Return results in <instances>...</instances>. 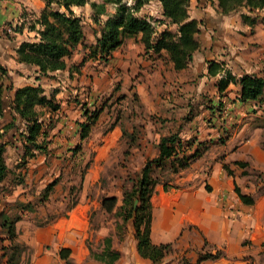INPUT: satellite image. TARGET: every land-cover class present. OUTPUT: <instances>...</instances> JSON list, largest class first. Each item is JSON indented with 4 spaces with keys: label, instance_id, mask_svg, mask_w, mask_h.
<instances>
[{
    "label": "crops",
    "instance_id": "0c3cea01",
    "mask_svg": "<svg viewBox=\"0 0 264 264\" xmlns=\"http://www.w3.org/2000/svg\"><path fill=\"white\" fill-rule=\"evenodd\" d=\"M7 1L10 4L0 8V19H4L0 28H6L3 21L11 17L16 23L21 21L23 27L22 31L13 32V45L8 46L7 54L0 55V62L8 68L13 90L29 83H41L45 89L40 81L43 76L36 79L37 67L19 62L16 53L21 41L36 39L37 28L41 26L37 18L45 1L30 0L36 11L30 18L34 27L29 25L30 21H23L27 19L26 12L14 9L18 0ZM152 1L159 9L157 17L162 19L161 3ZM150 2L136 13L152 16L154 12H147ZM87 4L73 5L72 9L76 14V8ZM188 13L190 18L199 21L200 47L184 68H175L165 49L159 52L146 49L140 35L125 37L108 61L88 58L83 63L86 68L78 78L82 85L80 92L84 90L86 96L93 98V106L102 108L89 137L83 141L89 142L98 135L102 138L94 144L90 168L100 175L106 169L103 158L114 152L124 156L129 147L123 138L124 131L133 134L135 141L126 156L129 159L124 167L126 173L118 183H112L113 191L99 198L82 195L70 210L64 209L45 225L33 228L28 244L32 249L30 264H264V93L256 99H239V78L243 74L264 76V8L250 10L241 6L224 13L218 0H194V9ZM166 22L155 21L156 30L176 29L175 24ZM25 29L33 33L32 38L23 36ZM99 30L87 37L83 28L84 39L74 49H82V55L77 62L67 63L63 70L70 73L69 68L80 63L89 51L88 46L95 43ZM132 38L137 39L139 45L133 44ZM211 60L222 63L215 74L208 73ZM227 73L235 79L220 93L218 80ZM30 77L33 79L29 80ZM120 94L138 97L136 101L128 100L132 110L140 107L142 112L134 116L137 122L130 130L123 121L132 119V115L129 117L128 102H123ZM145 96L150 97V101ZM113 97L120 104L115 102L110 106ZM58 101L62 110L66 103ZM220 102L227 107L225 114L214 111ZM86 105L89 106L90 101ZM76 106L73 112L79 118L74 132L69 129L59 132L60 135L68 134L70 142L71 138L80 140L83 108L81 104ZM115 107L121 108L124 115H112ZM152 113H157L158 117L151 116ZM6 114L5 111L0 118V121L4 119L3 124L9 119ZM172 132L178 133L183 144L178 154L198 153L178 171L171 167L172 158L165 160L163 167L154 168L152 174L158 181L150 195V241L155 245L169 244L162 260L154 262L140 255L135 229L129 226L128 220L124 223L118 209L123 202V191L133 184L128 180L129 172L139 171L147 158L156 157L160 137ZM39 154L47 153H37L34 157ZM236 188L251 196L253 202L242 201ZM111 195L117 197V202L114 209L107 212L101 200ZM95 211L101 215L115 213L116 221L90 228ZM205 254L217 256L200 260Z\"/></svg>",
    "mask_w": 264,
    "mask_h": 264
},
{
    "label": "trees",
    "instance_id": "16d2710c",
    "mask_svg": "<svg viewBox=\"0 0 264 264\" xmlns=\"http://www.w3.org/2000/svg\"><path fill=\"white\" fill-rule=\"evenodd\" d=\"M44 1L45 7L37 18L41 26L37 28L36 39L23 40L16 48L19 62L37 67L36 79L41 76L52 75L53 72L66 68V58L72 55L77 43L84 39L81 17L75 14L72 6L88 2V0ZM101 1L102 4L114 5V11H103L107 17L95 43L88 46L89 51L82 57L79 64H74L69 68V75H73V71H80V66L88 58H100L108 61L112 51L121 45L127 36L140 35V40L144 43L145 48L152 49L154 52L165 49L174 62L175 68L186 67L192 60L194 51L200 47L197 38L200 31L199 21L190 18L187 8L188 0H158L161 3L164 16L161 20L152 16H139L136 13L151 0H131V4H127L126 0ZM218 6L224 13L236 10L241 6L250 10L263 9L264 0H218ZM157 20L175 24L176 29L172 30L165 27L158 32L154 23ZM28 21H30L29 25L34 27L32 20L29 19ZM22 27L21 22H17L15 25L8 24L4 28V32L6 35L11 29L12 32H20ZM83 45L87 47L86 44ZM221 64V62L209 61L208 73L215 74L222 68ZM234 79L230 73L221 77L218 80L219 92L224 91L230 81H234ZM239 83L241 85L239 99L242 101L256 99L264 93V76L246 73L239 78ZM9 90L8 96L6 92ZM223 106L224 104L220 102L217 105V110H221ZM60 107L61 103L56 100L55 94L52 93L48 96L41 83L24 84L13 90V85L8 76V68L0 62V118L4 116L5 111L9 115L8 121L0 127V183L9 171L4 159L7 144L16 145L15 142H17L22 146L23 152L20 158L24 165L28 159L37 153H48L51 142L49 131L53 126L51 125L52 117L50 114L59 111ZM81 107L83 108V120L79 122L80 140L73 147L74 153L82 148L83 141L89 137L92 125L102 109L98 105L90 108L86 104H81ZM12 129L16 130V132L11 133L12 139H4L5 135ZM129 136L130 147L135 138L133 134ZM182 145L177 132L162 135L157 143L159 154L156 157L146 159L139 170L138 177L132 180V187L123 191V202L118 209L124 223L132 219L140 255L154 262L162 260L165 251L169 249V244L155 245L150 241L152 218L150 195L158 181V177L152 173L154 168L163 167L168 158H172L170 163L174 171L186 167L198 152L178 154ZM129 147L125 150L126 156L130 154ZM56 183L57 180L54 179L45 186L41 192L42 199L40 201L48 197ZM236 190L242 201L253 202L251 196L242 194L238 188ZM135 199H137L136 205ZM116 202L117 197L114 195L104 196L101 200L102 207L107 212L114 209ZM75 203L73 202L71 206ZM30 206V204H25L21 208L22 210L29 209ZM19 218V214L14 216L4 208H0V241H8L7 244H1L4 254L7 255L5 264H12L13 260L17 264L22 253H27L30 249L25 241L19 239L16 224ZM216 256L217 254H205L200 256V260Z\"/></svg>",
    "mask_w": 264,
    "mask_h": 264
},
{
    "label": "rangeland",
    "instance_id": "374dc122",
    "mask_svg": "<svg viewBox=\"0 0 264 264\" xmlns=\"http://www.w3.org/2000/svg\"><path fill=\"white\" fill-rule=\"evenodd\" d=\"M126 1L127 4L132 3L131 0ZM18 2L19 4H17L16 7H14L13 5L12 6L14 7V9L19 10V13L26 12L27 19H24L23 21L27 22L30 18H32V12L36 13L33 7V3L30 0H27L26 2L18 0ZM24 3H26V5H24ZM4 4L10 3L7 0H0V8H5ZM149 5L150 9L147 12H154L152 17L159 19L157 15L160 13L159 9L156 6V2L152 1ZM187 8L190 12L194 9V0L187 1ZM112 10H114L113 5L102 4L100 0H89L88 4L85 5V7L76 8V14L80 15L81 17L83 28L85 34H87V37L93 35L95 31H98L99 28L103 26L105 18V13L103 11ZM2 20L4 19H0V22ZM15 20L16 19L14 17H11L10 20L3 21V24H6V27L8 26V24L15 25L17 24L16 22H14ZM160 25L163 26L165 24ZM28 32L29 31L25 29L22 33L23 36L32 38L31 34L33 33ZM13 36L15 35L13 34L12 29L9 31L8 35H6L4 29L2 30L0 28V55H2L3 53H8V50L10 49L8 46H12L14 42L12 38ZM135 38H132L134 40L133 44L139 45L138 40ZM81 53L82 49L77 48L72 56L66 58L68 65L72 64L74 61L77 62L82 55ZM82 65L80 66V71H75L73 73V76L69 75V71L60 70L56 71L55 74L43 76V78H40V81L43 83L46 89V93L49 94V96L54 93L57 101H65L64 103L68 105L69 103L75 104L73 105L74 107L71 106L72 108L64 104L62 110L60 109V111L51 112V125L53 126L51 127L49 132L51 142L49 144L48 153L39 154L34 158L28 159L24 165L20 158L23 152L22 146L17 142H15L16 145L11 143L6 145L4 159L9 171L5 179L0 183V208H4L14 216L18 214L20 215V218L16 223L17 229L19 231V239L27 242V244H30V232L34 227L45 225V223L48 222L52 216H54L58 212L64 211V209L70 210V208L72 207L71 204L78 201L79 197L82 195L86 194V196H97L99 198L103 194L113 191L114 188L111 186L112 183H118L121 179H123V176L126 173L124 167L126 166L129 159L126 158L125 151L124 156L123 154L120 155L117 152H114L103 158L106 162V169L102 171L100 175H98L97 172H94L90 168V165H92V160L94 158L93 150L94 148H96V143L100 142V140L102 139L101 135H98L97 137L93 136V140H90L89 142H83L82 148L74 153L73 147L79 141L77 140V142L71 138L72 141L70 142L68 134H59L62 129H69L70 131L74 132L75 122H77L79 118L78 116H75L73 112L77 107L76 104H87V102L90 101L89 107L92 108L95 103L93 102V100H91L93 98H90V95L88 97V95L86 96V94H84V90L80 92V86L82 85H79L78 78L82 70L84 71V68H86L84 67V65ZM31 75L33 76L34 74ZM32 79L31 77L29 78V80ZM8 82L9 81L7 80V83ZM179 87L181 88V86ZM6 94H8L9 96L10 90L7 91ZM137 98L138 97L134 94L129 95V97H120L121 100L123 99V102H128V100L136 101ZM145 98L148 101H150L151 99L148 96H145ZM115 102H117V104H120V102L117 101V98L113 97L110 106ZM131 104L132 103L128 102L126 110L129 114V117L130 115H132V119L128 118L127 120V118H125L123 121V123H125V127L128 130H130L131 125H135L134 122H137L134 116L142 115L141 108L134 107V109L132 110V106H129ZM121 110V108L120 110H118L117 107H115L113 109L112 115H124V112H122ZM214 111L216 112L217 108ZM219 111L222 113L223 110ZM153 115L158 117L157 113H152L151 116ZM3 122L4 119L0 121V126L3 124ZM12 132H16V130H10L5 135L4 139H12ZM123 134V138L127 141L129 146L130 132H127L126 130L123 132ZM262 139H264V129L262 131ZM122 146L125 147L126 144L123 142ZM138 173L139 171H134L132 173L129 172L128 180L136 179L138 177ZM86 178L87 180H89V182L87 183ZM54 179L57 180V183L53 187L50 195L45 200L40 201V199H42L41 192L43 191L45 186ZM84 185L85 189L83 188ZM51 200H53V202H50ZM48 201L50 202L49 205H47ZM25 204H30L31 208H25L22 210L21 207ZM136 204L137 202L135 203V205ZM115 221V213L109 215H101L100 213L96 214L95 211L90 219L89 226L90 228H96L102 222L108 224ZM131 222L132 219H129L127 221V223H129V226L132 227L133 224ZM94 242L95 241L93 240L92 243ZM7 243V240H4L2 242L0 241V264H5V261L7 259V255L4 254V250L1 248V244ZM31 251L32 249H29L27 253H22V256L17 264H30L32 253ZM12 264H16L15 260H13Z\"/></svg>",
    "mask_w": 264,
    "mask_h": 264
},
{
    "label": "built area",
    "instance_id": "2783aa9c",
    "mask_svg": "<svg viewBox=\"0 0 264 264\" xmlns=\"http://www.w3.org/2000/svg\"><path fill=\"white\" fill-rule=\"evenodd\" d=\"M225 109H226V107H225V106H224L223 108H221V111L223 110V111H222V113H223V114H225V113H226V110H225Z\"/></svg>",
    "mask_w": 264,
    "mask_h": 264
},
{
    "label": "water",
    "instance_id": "95a60500",
    "mask_svg": "<svg viewBox=\"0 0 264 264\" xmlns=\"http://www.w3.org/2000/svg\"><path fill=\"white\" fill-rule=\"evenodd\" d=\"M137 202V199H135V203Z\"/></svg>",
    "mask_w": 264,
    "mask_h": 264
}]
</instances>
